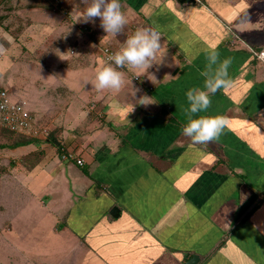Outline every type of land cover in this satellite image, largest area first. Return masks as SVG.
Wrapping results in <instances>:
<instances>
[{"label":"crops","instance_id":"0c3cea01","mask_svg":"<svg viewBox=\"0 0 264 264\" xmlns=\"http://www.w3.org/2000/svg\"><path fill=\"white\" fill-rule=\"evenodd\" d=\"M45 3L81 32L72 38L79 46L87 36L118 50L130 33L148 28L161 34L166 55L133 74L136 80L131 74L140 70L118 69L124 74L118 92L90 83L101 49L98 58L80 60L88 70L83 76L71 68L80 73L78 87L73 78L59 75L58 83L48 76L51 68L43 71L49 88L41 96L55 97L22 102L49 128L48 139L24 143L30 137L17 134L4 144L10 166L22 160L28 175L26 188L14 183L0 199L8 239L0 264H187L194 255V264H264V61L252 53L264 48V0H120L127 24L117 36L106 35L99 19L76 21L83 0L69 1L72 12L65 0L57 8L54 0ZM10 25L12 15L1 14L5 49L15 41ZM211 45L221 59L232 58L231 86L211 96L202 114L222 116L227 126L218 140L197 144L182 135L183 109L186 92L203 87V50ZM63 152L84 163L61 160ZM114 205L117 217L109 213ZM19 223L28 230L18 235Z\"/></svg>","mask_w":264,"mask_h":264},{"label":"rangeland","instance_id":"374dc122","mask_svg":"<svg viewBox=\"0 0 264 264\" xmlns=\"http://www.w3.org/2000/svg\"><path fill=\"white\" fill-rule=\"evenodd\" d=\"M63 1L64 0H62V2ZM65 1L69 4L68 9H72L71 5L73 3L70 4V0ZM7 4L12 7L15 6V8L9 10L6 8L8 6ZM7 4L4 3L0 6V15L5 13L12 15L15 25H10V28L11 32H13V36L15 35V41L0 55V82L8 92L10 99L23 103L22 101L29 97L38 98L37 100L55 97L51 93V96H41L43 93H46L49 88L43 87L45 86V78L47 77V73L43 71L51 69L54 72L53 74L50 72L48 76L54 79L55 82L56 79L58 83L61 82L59 75H62L64 79H75L73 83H76L78 87L81 80L76 79L80 73H73L71 68H81L79 70H84V65L79 64L80 60L86 58L91 59L94 56L98 58V49H101L105 45L101 46L99 40L90 39L87 38V36L80 46L76 44L72 38L77 37V33L81 34V32L76 27L74 28L73 23H70L67 18H61L60 15L56 14V11H51V9L49 10L46 8L45 0H7ZM27 4H34L36 6L26 7ZM65 7L67 8L66 5ZM59 28L64 31H58ZM66 29L68 30L65 31ZM82 35L85 36L87 33ZM64 66H67V68L61 72ZM97 66L98 65H96V67ZM94 71L95 67H92L88 75H94ZM83 72L81 76H83L85 72H88V70H84ZM133 74L136 75V73L133 72L131 74V77L135 79ZM54 80H52L53 83ZM127 80L129 83L132 81L130 79ZM50 89L52 90V88ZM38 105L41 104L39 103ZM17 134L21 135L19 133L13 134L12 132L0 130V184H2L0 199L2 202L4 197L6 199L8 193L10 194L12 192V189L9 187L10 185L15 183L18 189L26 188V186L22 184L24 180L23 175H28L26 166L21 160L19 161L20 164L11 167L9 159L12 155H10L11 153L4 145L19 138L15 136ZM64 189V196H66V199H69V203H71L69 195L72 192L68 191L66 188ZM16 191L18 194H23L18 190ZM28 199L31 198L25 196V198L21 200V203L25 205L24 207H28L26 206L30 203L27 202ZM2 202H0V217L1 212L7 208V204H2ZM64 207L65 203L61 205L60 209L63 210ZM41 210L43 209H35V211ZM36 226H38V224H32L29 226V229H34ZM14 228L18 235L28 230V227H23L21 223L15 224ZM5 229L6 228L3 226H0V236L2 235L0 238L3 239H0V251L4 245V240H8L7 235L4 233L7 230ZM4 250L5 252L10 251L7 245H5Z\"/></svg>","mask_w":264,"mask_h":264},{"label":"clouds","instance_id":"9594fccd","mask_svg":"<svg viewBox=\"0 0 264 264\" xmlns=\"http://www.w3.org/2000/svg\"><path fill=\"white\" fill-rule=\"evenodd\" d=\"M86 7L76 21L95 25L97 19L106 35L121 34L127 24V18L121 10L120 0H83ZM161 34L148 28H138L130 33L119 49L101 61L95 68L94 77L90 81L97 90L120 91L124 85V74L118 69H137V77L147 71L153 64H160L166 55L162 50ZM11 43L12 38H6ZM5 51L0 43V54ZM206 65L200 76L203 77V87H193L186 92L188 107L184 108L186 122L181 125L182 135L197 144H209L219 139L227 121L219 115H203L211 107V96L218 91L230 87L228 69L232 58L221 59L215 45L204 50ZM140 104L147 106L146 100L140 99Z\"/></svg>","mask_w":264,"mask_h":264},{"label":"built area","instance_id":"2783aa9c","mask_svg":"<svg viewBox=\"0 0 264 264\" xmlns=\"http://www.w3.org/2000/svg\"><path fill=\"white\" fill-rule=\"evenodd\" d=\"M61 0H54L57 8ZM117 51L110 45H105L101 48V58L103 61L113 52ZM253 55L259 61H264V48L252 50ZM0 128L14 132L25 134L28 137L47 140L50 135V130L45 125H39L35 122V117L32 112L25 107L23 103L12 101L8 92L0 84ZM61 160H74L78 165L84 163L83 158L77 157L72 152H63L60 154Z\"/></svg>","mask_w":264,"mask_h":264},{"label":"water","instance_id":"95a60500","mask_svg":"<svg viewBox=\"0 0 264 264\" xmlns=\"http://www.w3.org/2000/svg\"><path fill=\"white\" fill-rule=\"evenodd\" d=\"M177 1L178 2H183L185 0H177ZM191 1L194 2L195 0H191ZM109 213H110L111 216L117 217L119 215V207L116 206V205L112 206L110 208V210H109ZM197 258H198V256L197 255H194L191 259H189L187 261V264H194L196 262Z\"/></svg>","mask_w":264,"mask_h":264},{"label":"trees","instance_id":"16d2710c","mask_svg":"<svg viewBox=\"0 0 264 264\" xmlns=\"http://www.w3.org/2000/svg\"><path fill=\"white\" fill-rule=\"evenodd\" d=\"M255 57V56H254ZM256 58V57H255ZM40 140V139H38V138H33V137H30V138H28L27 140H25V141H23L24 143L25 142H32L33 140ZM19 143H21V142H16V144H19ZM83 173H85L86 175H89V171H88V169L86 168V167H83Z\"/></svg>","mask_w":264,"mask_h":264}]
</instances>
